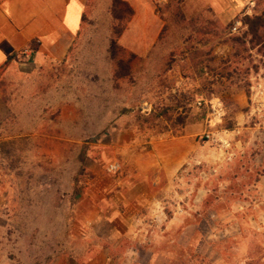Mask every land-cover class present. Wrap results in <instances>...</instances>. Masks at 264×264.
<instances>
[{"label": "rangeland", "instance_id": "rangeland-1", "mask_svg": "<svg viewBox=\"0 0 264 264\" xmlns=\"http://www.w3.org/2000/svg\"><path fill=\"white\" fill-rule=\"evenodd\" d=\"M151 3L145 48L94 3L63 61L0 68V264L264 258V57L234 58L228 33L254 3ZM212 96L229 150L201 138ZM183 136L194 148L167 175L159 153Z\"/></svg>", "mask_w": 264, "mask_h": 264}, {"label": "crops", "instance_id": "crops-1", "mask_svg": "<svg viewBox=\"0 0 264 264\" xmlns=\"http://www.w3.org/2000/svg\"><path fill=\"white\" fill-rule=\"evenodd\" d=\"M112 1L0 0V68H5L10 60L13 61L10 67L17 65L15 59H19V54L23 59H32L37 66L63 61L87 26L91 5L103 4L110 12ZM121 1L131 6L134 14L120 40L126 34L131 37V52L135 51L132 43L145 48L152 43L156 32L151 0ZM243 98L240 94L239 102ZM193 148L187 136L180 137L174 149L162 148L159 159L163 171L168 175L170 167L183 164ZM132 259H125L123 264H133L135 259ZM97 260L98 257L92 259Z\"/></svg>", "mask_w": 264, "mask_h": 264}, {"label": "trees", "instance_id": "trees-1", "mask_svg": "<svg viewBox=\"0 0 264 264\" xmlns=\"http://www.w3.org/2000/svg\"><path fill=\"white\" fill-rule=\"evenodd\" d=\"M254 6L251 12L236 15L228 24V33L231 35L232 42L238 46V52L233 55L234 58L247 59L251 57L254 48L259 49L258 53L264 57V0H252ZM110 14L114 22L113 35L118 39L124 32V25L120 22L128 23L134 14L133 9L126 2L113 0L110 8ZM240 25L236 28V24ZM114 40L116 42L117 40ZM247 54V56H245ZM257 69V68H256ZM249 87V85H248ZM208 97L207 99H209ZM206 99V100H207ZM248 264H264L263 259L251 261Z\"/></svg>", "mask_w": 264, "mask_h": 264}, {"label": "built area", "instance_id": "built-area-1", "mask_svg": "<svg viewBox=\"0 0 264 264\" xmlns=\"http://www.w3.org/2000/svg\"><path fill=\"white\" fill-rule=\"evenodd\" d=\"M251 5L253 6V3H251ZM203 103L207 105L209 109V113L206 119L208 128L203 133L201 137L202 140L212 142L216 145H219L223 149L229 150L230 140L228 136V131L219 128L225 113L222 102L218 98L212 96L205 101L197 102L199 106L202 105ZM232 155H233L232 153H229L230 157ZM112 168L113 166L111 167V169Z\"/></svg>", "mask_w": 264, "mask_h": 264}]
</instances>
